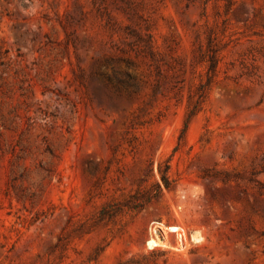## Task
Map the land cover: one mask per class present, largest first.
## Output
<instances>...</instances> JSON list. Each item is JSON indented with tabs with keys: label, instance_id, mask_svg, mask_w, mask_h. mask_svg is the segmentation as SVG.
<instances>
[{
	"label": "rangeland",
	"instance_id": "374dc122",
	"mask_svg": "<svg viewBox=\"0 0 264 264\" xmlns=\"http://www.w3.org/2000/svg\"><path fill=\"white\" fill-rule=\"evenodd\" d=\"M0 264H264V0H0Z\"/></svg>",
	"mask_w": 264,
	"mask_h": 264
},
{
	"label": "trees",
	"instance_id": "16d2710c",
	"mask_svg": "<svg viewBox=\"0 0 264 264\" xmlns=\"http://www.w3.org/2000/svg\"><path fill=\"white\" fill-rule=\"evenodd\" d=\"M202 60L207 64L208 74L215 73L218 68L220 61L219 58V47L212 39H209L206 50L202 53ZM211 78H209L210 80ZM207 84H202L199 90V98L192 103L187 111V115L184 121V126L182 129V135L180 140L185 137L190 121L194 115H196L201 110V104L203 98L207 93ZM179 144L174 148V151L179 149ZM170 165H167L166 171H162V183L155 182L151 185L148 190H143L140 186L138 189L126 196L123 199L115 198L112 201L105 204L98 212L96 220L99 222H105L114 219L117 215L124 211H140L144 206L153 200H156L163 191V186L165 188H170L172 180L168 175V170Z\"/></svg>",
	"mask_w": 264,
	"mask_h": 264
},
{
	"label": "bare ground",
	"instance_id": "6f19581e",
	"mask_svg": "<svg viewBox=\"0 0 264 264\" xmlns=\"http://www.w3.org/2000/svg\"><path fill=\"white\" fill-rule=\"evenodd\" d=\"M169 229L172 230V231H181V228L179 226H176V225H173V226L169 227ZM155 239L152 238V240L150 241L149 244H153V245L154 244H158L157 240H155Z\"/></svg>",
	"mask_w": 264,
	"mask_h": 264
}]
</instances>
